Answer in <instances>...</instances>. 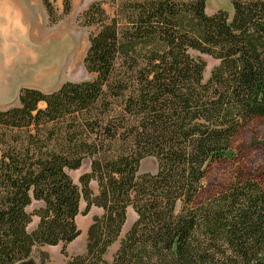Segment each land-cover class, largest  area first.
I'll return each mask as SVG.
<instances>
[{"label": "trees", "instance_id": "1", "mask_svg": "<svg viewBox=\"0 0 264 264\" xmlns=\"http://www.w3.org/2000/svg\"><path fill=\"white\" fill-rule=\"evenodd\" d=\"M62 2L65 15L71 0ZM229 2L231 18L206 15L204 0L88 6L82 25L94 33L83 67L94 78L50 93L21 89L18 105L0 110V264L28 259L34 246L73 242L80 200L102 215L87 228L84 253L67 264H264L259 179L238 177L199 201L207 167L264 119V0ZM192 53L218 61L206 82ZM148 157L156 173L138 175ZM84 162L78 187L68 173ZM128 208L136 219L106 262Z\"/></svg>", "mask_w": 264, "mask_h": 264}, {"label": "rangeland", "instance_id": "2", "mask_svg": "<svg viewBox=\"0 0 264 264\" xmlns=\"http://www.w3.org/2000/svg\"><path fill=\"white\" fill-rule=\"evenodd\" d=\"M3 1L11 9L19 10L23 21L22 25L26 29L24 39L20 40L18 44L22 59L24 56L23 46L27 39L35 47L41 43H49L52 50L54 49V56L51 61L43 65V74L37 66L34 67V71H31V68L23 69L21 66L22 73H27L28 77L35 76L37 80L36 90L50 93L57 90L65 82L79 83L94 78L83 67V58L89 45L88 38L94 33V28H86L82 25V14L91 4L96 2L108 3L109 0H71L70 11L65 15L63 14L62 0H48L57 15L58 20L55 23L48 21L41 0H0V2ZM204 1L206 15L210 16L222 11L227 13L229 18L232 17L233 9L229 0ZM105 8H107L106 5ZM11 46L13 47L14 44ZM192 56L198 57L205 63L203 82H206L212 70L218 65V61L207 55L197 53H192ZM156 171L155 159L148 157L140 162L137 174H155ZM88 172L89 163L84 162L79 170L69 172L68 175L72 182L79 187V177ZM238 177L244 180L256 178L264 184V119L253 120L243 127L234 138L232 147L225 159L207 167L203 181V193L199 201L221 193ZM90 188L94 194L97 193L95 182L90 183ZM35 207L36 205L32 204L27 212H31ZM101 215L102 210L95 207H91L85 212V203L80 200L79 214L75 218L76 227L80 232L79 236L67 245L34 246L29 258L17 264H40L43 253L47 254L49 264H67L71 258L84 253L87 228L94 217ZM135 219V213L131 208H128L118 240L104 256L106 262H111L120 241L123 240ZM36 224L37 220L33 218L32 223L27 228L28 232H32Z\"/></svg>", "mask_w": 264, "mask_h": 264}, {"label": "crops", "instance_id": "3", "mask_svg": "<svg viewBox=\"0 0 264 264\" xmlns=\"http://www.w3.org/2000/svg\"><path fill=\"white\" fill-rule=\"evenodd\" d=\"M22 23L18 9L15 11L4 4V1L0 2V110L18 105L19 89H37L35 76L28 77L27 73H22L21 66L26 70L31 68V71L37 66L43 74V65L54 56V49L49 43H41L35 47L25 38L27 42L23 46L24 56L23 59L20 57L18 44L24 39L26 31Z\"/></svg>", "mask_w": 264, "mask_h": 264}]
</instances>
